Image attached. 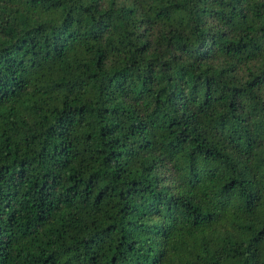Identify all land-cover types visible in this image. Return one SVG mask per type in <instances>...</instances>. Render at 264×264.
<instances>
[{
	"label": "trees",
	"instance_id": "trees-1",
	"mask_svg": "<svg viewBox=\"0 0 264 264\" xmlns=\"http://www.w3.org/2000/svg\"><path fill=\"white\" fill-rule=\"evenodd\" d=\"M0 264H264V0H0Z\"/></svg>",
	"mask_w": 264,
	"mask_h": 264
}]
</instances>
